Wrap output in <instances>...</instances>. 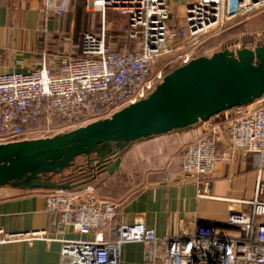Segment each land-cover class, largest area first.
Returning a JSON list of instances; mask_svg holds the SVG:
<instances>
[{
    "label": "built area",
    "instance_id": "1",
    "mask_svg": "<svg viewBox=\"0 0 264 264\" xmlns=\"http://www.w3.org/2000/svg\"><path fill=\"white\" fill-rule=\"evenodd\" d=\"M44 1L48 18L66 15L71 0ZM84 1L104 16L108 10L125 15V38L135 47L113 50L104 21L99 31L68 40L53 63L45 58L28 72H0V143L49 137L110 117L149 95L169 67L198 56L196 46L212 33L264 8V0ZM234 109L228 118L201 121L205 134L183 154L182 177L198 183L201 198L216 197L217 161L232 153L253 159V196L228 198L235 207L225 219L188 217L178 232L159 235L142 218L123 222L121 203L100 196L94 185L50 189L44 196L47 211L56 215L53 229L12 232L0 225V245L58 240L60 264H120L123 244L134 241L144 244L150 264H264V98ZM222 122L230 127L226 149L219 148ZM69 230L91 237L64 236Z\"/></svg>",
    "mask_w": 264,
    "mask_h": 264
},
{
    "label": "crops",
    "instance_id": "2",
    "mask_svg": "<svg viewBox=\"0 0 264 264\" xmlns=\"http://www.w3.org/2000/svg\"><path fill=\"white\" fill-rule=\"evenodd\" d=\"M44 2L0 0V72H28L45 58L53 63V56L63 43L55 36L69 27L72 31L73 26L69 25L70 18H64L66 15L53 14L46 18L42 11ZM75 2L70 1V10ZM78 3L83 10L84 0ZM82 34L73 36L74 40H80ZM234 112L235 109H230L219 117L228 118ZM203 134V124L198 123L132 143L122 153L112 156L97 175L96 191L121 203L123 222L131 224L142 218L159 235L178 232L188 217L225 219L229 209L235 207L228 198L253 196L256 170L252 158L232 153L229 159H221L214 165L212 193L216 197H199L198 183L182 177V169L185 146ZM221 134L219 148L226 149L230 134L227 122H222ZM80 157L83 158L77 164H85L88 157ZM44 192L45 189L0 187V225L12 232L51 231L56 215L47 211ZM63 235L91 237L73 230ZM144 249L142 242L124 243L120 264H150L144 259ZM60 252L58 240L13 241L0 245V264H60Z\"/></svg>",
    "mask_w": 264,
    "mask_h": 264
},
{
    "label": "water",
    "instance_id": "3",
    "mask_svg": "<svg viewBox=\"0 0 264 264\" xmlns=\"http://www.w3.org/2000/svg\"><path fill=\"white\" fill-rule=\"evenodd\" d=\"M264 96V43L198 55L146 97L110 117L53 136L0 143V187L81 188L132 143L185 129ZM80 156L85 164L76 163ZM72 169L64 174L66 169ZM77 169L91 177L77 175ZM60 176V179L56 177Z\"/></svg>",
    "mask_w": 264,
    "mask_h": 264
},
{
    "label": "rangeland",
    "instance_id": "4",
    "mask_svg": "<svg viewBox=\"0 0 264 264\" xmlns=\"http://www.w3.org/2000/svg\"><path fill=\"white\" fill-rule=\"evenodd\" d=\"M78 5L79 3L75 2L73 8L71 10L69 9L66 16H64V18L67 17L66 19L70 18L69 25L72 24L73 26L72 31H70L72 28L69 27L67 30H64L62 34V37H69V39L60 37L62 31L55 36L57 39L60 37L59 40L63 41L61 47H58V50L60 49V51H62L66 49L68 40H74L73 36L75 35L84 33L86 30H100L104 21L107 27L109 42L113 50L124 52L127 49L135 47L134 43H130L128 39L125 38L124 32L128 26L127 17L125 15L117 10H108L104 16L100 10L87 8L85 1L84 7L82 8L83 10H81ZM179 14L182 15L183 12L181 11ZM248 37L255 43L253 45H256L258 42L260 43V41H264V8L236 20L227 27L218 29L212 33V35L204 39L203 42L198 44L195 50L197 55H201L215 49L225 48L226 46L243 47V39ZM202 46L204 47L201 48ZM82 158L83 157L77 158L75 162L77 163V161L82 160ZM71 172L72 169L68 168L63 173L69 174ZM59 177L60 176H57L56 178L60 179Z\"/></svg>",
    "mask_w": 264,
    "mask_h": 264
},
{
    "label": "trees",
    "instance_id": "5",
    "mask_svg": "<svg viewBox=\"0 0 264 264\" xmlns=\"http://www.w3.org/2000/svg\"><path fill=\"white\" fill-rule=\"evenodd\" d=\"M78 2V1H77ZM90 31H93V30H90ZM127 39V38H126ZM244 40V46H246V47H254V46H256V45H258V44H262V43H264V41H260V43L258 42L256 45H253V44H255L254 42H253V40H251L249 37L248 38H244L243 39ZM128 41L130 42V43H133L130 39H128ZM135 44V43H134ZM136 45V44H135ZM206 45V44H205ZM204 45V46H205ZM204 46H202L201 48H203ZM227 47V46H226ZM180 64H177V65H173L172 67H169L167 70H166V74H168V73H170L173 69H175L176 67H178ZM113 194H116V191L113 193Z\"/></svg>",
    "mask_w": 264,
    "mask_h": 264
},
{
    "label": "flooded vegetation",
    "instance_id": "6",
    "mask_svg": "<svg viewBox=\"0 0 264 264\" xmlns=\"http://www.w3.org/2000/svg\"><path fill=\"white\" fill-rule=\"evenodd\" d=\"M77 175H80L81 177L85 179L92 176L91 174L89 175V172L86 173V169L83 171H80L79 169H77Z\"/></svg>",
    "mask_w": 264,
    "mask_h": 264
}]
</instances>
